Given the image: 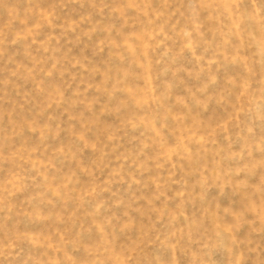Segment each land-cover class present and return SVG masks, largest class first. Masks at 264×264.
Wrapping results in <instances>:
<instances>
[{
    "label": "rangeland",
    "instance_id": "374dc122",
    "mask_svg": "<svg viewBox=\"0 0 264 264\" xmlns=\"http://www.w3.org/2000/svg\"><path fill=\"white\" fill-rule=\"evenodd\" d=\"M0 264H264V0H0Z\"/></svg>",
    "mask_w": 264,
    "mask_h": 264
}]
</instances>
